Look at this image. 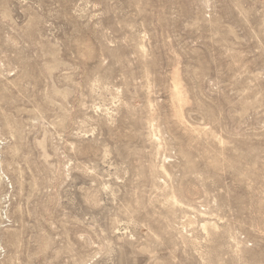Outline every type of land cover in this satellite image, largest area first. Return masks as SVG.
I'll use <instances>...</instances> for the list:
<instances>
[{
  "label": "rangeland",
  "instance_id": "rangeland-1",
  "mask_svg": "<svg viewBox=\"0 0 264 264\" xmlns=\"http://www.w3.org/2000/svg\"><path fill=\"white\" fill-rule=\"evenodd\" d=\"M0 264H264V0H0Z\"/></svg>",
  "mask_w": 264,
  "mask_h": 264
},
{
  "label": "bare ground",
  "instance_id": "bare-ground-1",
  "mask_svg": "<svg viewBox=\"0 0 264 264\" xmlns=\"http://www.w3.org/2000/svg\"><path fill=\"white\" fill-rule=\"evenodd\" d=\"M175 94L178 96V92H177V90H176Z\"/></svg>",
  "mask_w": 264,
  "mask_h": 264
}]
</instances>
